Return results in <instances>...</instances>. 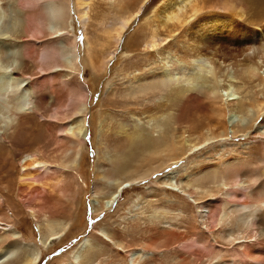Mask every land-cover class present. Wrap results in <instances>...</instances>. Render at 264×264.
I'll list each match as a JSON object with an SVG mask.
<instances>
[{"label":"rangeland","instance_id":"374dc122","mask_svg":"<svg viewBox=\"0 0 264 264\" xmlns=\"http://www.w3.org/2000/svg\"><path fill=\"white\" fill-rule=\"evenodd\" d=\"M163 1L124 0L129 10L140 9L125 33L115 40L107 39L103 32L116 26L118 18L123 16L118 1L113 0H93L91 9H85L87 14L82 20L77 17L75 0H64L69 18L67 26L62 29L60 24L58 26L42 19L40 12L49 10V6L44 4L45 0H15V7L22 12L19 23L22 25L15 28L14 35L12 31L10 35V30L7 32L9 18L5 17V24H1L0 33L2 40H6L7 56L18 51L19 58L25 63L19 76L27 79L28 85L45 101L38 113L25 110L26 120L14 134L7 136L6 133L0 138V242L7 241L5 236L15 233L19 237L18 254L38 253L37 264H264V224L252 228L249 218L243 217L239 221L241 213L252 210L264 199L257 197L254 190L250 191L251 199L244 201L234 197L236 189L251 187L250 179L242 178L238 185L237 181L225 180L224 183L221 178L203 187L198 183L200 175H196L200 167L221 166L224 160L235 159L239 152L243 154L242 159H247L249 155L262 156L264 127L258 126L259 116L255 120L256 113L259 114L255 107L247 106L250 115L246 120L241 115L240 118L236 117L239 125L252 127L246 136L240 132L233 134L237 128L228 123L227 113L221 118L225 131L219 127L211 136L207 130H203L200 145L189 149L175 163L162 165L149 177L137 180L131 186L126 176L120 180L103 177L110 164L106 161L108 148L104 147V143L110 147L113 139L118 137V124L129 121L131 126H144L149 130L152 126L150 119L164 114L169 105L163 96L155 97L151 100L153 102L148 98L125 100L122 90L127 82L134 77L169 70L172 65L186 67L188 51L184 41L190 32L189 27L193 26L192 22L201 18L205 20L215 13H209L208 8L220 2L195 0V4L202 9L194 17L190 16L189 11L193 3L188 2L185 5L187 8H182V11L189 23L179 27L174 21L160 28L156 25L153 12L159 9ZM175 27H178L177 30ZM1 29L9 36H2ZM153 29H156V46L151 49L145 44ZM69 46L71 51H67ZM121 47L126 48L124 54ZM55 49H60L61 54L57 56L53 51ZM68 59L73 66H68ZM258 72L264 78V69L260 68ZM1 77L2 80L5 76ZM4 79L0 88V126L9 118L10 98L16 97L10 95L12 81L8 80L7 84L6 77ZM217 81L221 90L228 84L222 77ZM260 83V78L254 81L255 97L263 99L264 89ZM76 88L87 90L85 101L73 98ZM75 104H84L85 115L73 114ZM153 105L162 107L155 110ZM230 106H224L226 111L231 109ZM193 114L189 108L182 117H187L184 120L188 121L194 118ZM73 120L84 127L78 170L68 164V158L74 154H71V150L67 151L69 135L65 133V128ZM183 130V125H173L168 132L179 142ZM97 144L101 146L98 151ZM11 151L20 153L18 161L9 156ZM24 155L35 156L36 160L45 163L35 171L34 179L38 182L30 194L20 191L23 186L19 184L23 172L21 158ZM247 165L253 168L257 162L250 161ZM146 167L143 166V169ZM172 171H175L173 179L164 182L163 177ZM121 181L123 184L117 189ZM186 181H190L189 186ZM189 189L193 191L190 196ZM110 193L113 197L102 209ZM213 195L228 204L217 216L218 222L209 223L201 218L199 207L205 200L214 198ZM244 202L248 207L238 215L235 207L239 209ZM154 205L161 209L153 210ZM51 221L56 222L62 231L58 237L50 238L43 245L41 239L45 238L46 225ZM77 240L78 243H75ZM85 240L87 243L83 248L76 251L81 255L79 261L74 260L72 250ZM4 250L0 249V261L7 260L6 254H2ZM87 251L91 252L89 259L85 255Z\"/></svg>","mask_w":264,"mask_h":264},{"label":"bare ground","instance_id":"6f19581e","mask_svg":"<svg viewBox=\"0 0 264 264\" xmlns=\"http://www.w3.org/2000/svg\"><path fill=\"white\" fill-rule=\"evenodd\" d=\"M14 1L15 0H0V18H3V21L0 22V27L2 26L1 24H5L4 18H9L10 22H7L10 24L8 25L7 23V26L10 29L8 28L7 32L10 30L9 34L13 32V35L15 33V28L18 25H22L19 24L21 22L20 14H22V12L20 13L15 7L16 5H14ZM113 1H118V6L121 8L123 16L118 18L119 23L117 22L116 26L113 25L110 27V30L105 29L103 31L106 38L108 39L109 37L110 40L119 39L125 33L126 27L131 20L137 16L136 13L140 9L138 7L136 10L134 9L135 11L133 9L129 10V5L125 4L124 0ZM143 1L144 0H142V2ZM194 1L195 0H164L161 6H159V9L153 12L154 20L157 21L156 25L160 28H164L167 23L175 21L176 25L183 27L189 23V20H187L188 17H185L182 11V8L183 10L184 7L187 8L185 5L188 2L193 3V5L191 4L192 7L189 9V11H191V17L196 16L202 9V7H199ZM45 2L44 4L49 6V10L48 12L45 10L46 12H44V9H40L42 10L40 12L42 19L44 21H52L53 23H56L55 25L58 24V26L60 24L61 29L67 26L66 22L69 17L67 16L64 0H48V2ZM92 2L93 0H75V10L77 11L76 14L79 20L84 19L87 14L85 9L87 7L91 9ZM137 4L140 5V3ZM191 5H189V7ZM208 9L209 13H212L213 11H215V13H212L207 17L205 16V20L201 18L192 22L193 26L189 27L190 32H188L187 38L184 41V46L188 51V56L185 57L186 64H184L186 67L183 65H172L169 70H163L162 72L155 73L151 76L142 75L141 77H134L127 82L128 84L125 85L126 87L124 86L125 88H123L122 93L125 100L131 101L138 98H148L147 100L151 101L155 97L163 96L166 98V102L169 105H167L168 107H166V112L164 111V114L159 116L155 115L153 119H150L152 121V124L150 123V125H152L149 129L150 131L147 130L148 128L145 129L144 126H131L129 121L127 123L121 122V124H118V137L113 139V142L110 143V147L104 143V147L109 150H107L108 157L106 158V161L110 163L109 169L107 168L103 173L104 178H118L117 180H120L126 176L128 180L127 182H129L130 185L137 183V180H143L144 177H149L152 173L159 170L158 168H161L162 165H171L168 162L173 163L178 157L183 156L189 149L200 145L204 136L202 133L203 130H207L211 136L217 131V129H219V127H222L223 131H225L226 128H224V122L221 118L225 117L227 113L228 116L226 118L228 123L237 128V131L233 132V134L235 135L237 132H240L243 136L248 135L252 127H247L242 124L239 125L240 123L238 124V120L236 119V117L240 118L243 116V120H246V118L249 117L250 114L247 106L255 107L257 109L259 114L257 115L256 113L255 120L259 116L260 119L258 126L264 127V98L259 99L258 97H255L257 96V93H255L253 86L254 81H256L257 78H260V85L264 89V78L260 77L261 75H259L258 72L260 68L264 69V0H220L219 4ZM7 18H5V20ZM152 26L154 25H151L150 27ZM155 30H151L148 34L149 36L147 37L145 44V46H148L151 49L156 46ZM3 31L4 29L2 30V36H9L6 31H4L5 33ZM168 37L169 36L166 38ZM166 38L164 40H166ZM5 43L6 40L5 42L2 40L0 33V77L5 76L7 79L6 83L8 80L9 82L12 81L13 87L10 95L11 97L13 95L16 97L10 98L8 96L11 99V110L8 120L3 126H0V138L6 133L7 136L14 134L21 123L23 124L26 120L24 117L25 110H31L35 113L39 110L40 106H42V102L45 101L44 97L38 95L37 92L28 85L26 81L27 79L22 77V75L19 76L22 73V68L25 66V63L19 58L18 51L13 52L11 56H7ZM68 50L71 51L70 46L67 51ZM120 50L123 54L126 52V48L124 49L121 47ZM53 51L56 55L61 54L59 53L61 51L60 49H55ZM70 56H72V54ZM3 63L6 64L4 65ZM67 63L68 66H73L69 59ZM183 67L186 68V71ZM175 74L178 75L175 76ZM219 77H222L228 83L223 90L220 89L217 81ZM3 79H0V88L2 86L1 83L5 81V79ZM73 93V98L78 97L77 100L82 99L85 101L87 96L86 89L85 91H81L79 88H76V90H73ZM75 105L72 111L73 114L79 115L82 113L85 115V112H83L84 104ZM226 105H231V109L226 111L224 107ZM152 107L155 110H159L162 105H153ZM144 108L150 110V107L148 108L145 106ZM189 108L193 110L194 118L185 121L184 118L187 117L183 118L182 115L185 111L187 112ZM169 110L174 112H170ZM173 125H183L184 127V130L180 133L182 138H180L181 140L179 142L169 135L168 129H171V126L173 127ZM65 131V133L69 135V137H67L69 145L67 151L71 150V154H74L72 158H68V164L72 169L78 170V160H80L79 154L83 144L82 137L84 127L81 126L80 122L79 124H76L75 120H73L67 125ZM183 135H187V137H183ZM99 146L100 145L97 144V151ZM111 150L115 154H113ZM261 150V157L249 155L246 157L247 159H242L241 155L243 154H240L239 152V155L235 159L232 158L231 161L224 160L225 162L222 163L221 166L200 167V172L196 173V175H200L198 183L205 187L208 183H216V180L222 178L221 181L224 180V183L226 181L234 183L237 181V184L239 185L242 178H249L251 187L246 188L244 186L239 189L235 188L234 197L237 200L242 199L245 201L250 198V191L254 190L257 197L264 199V146H262ZM9 156L13 160L18 161L21 155L18 152L11 151ZM34 157L35 156L32 155H24V157L21 158V169H23V172L20 174L19 184L23 186L19 188L23 193L30 194L31 191H34V185L38 182L34 179L36 177L35 171L45 165L44 162H40ZM155 158L158 159L155 162H151V160ZM250 161L257 162V166L251 168V164L249 167L247 164ZM153 164H156V166H152ZM143 166L147 167L143 169ZM174 172L175 171H172L171 174L169 173L170 175L168 174L163 177L165 178L164 182L173 179V175H175ZM250 172L251 174L248 175ZM187 177L189 176L187 175ZM186 182V185L189 186L188 183L190 181ZM203 182L205 184H203ZM122 184L123 181L118 184L117 189L120 188ZM189 191L190 196L193 191L190 189ZM213 196L214 198L205 200L206 202L199 207L201 218H205L209 223L210 221H213V223L218 222L219 219L217 220V216L225 210L224 208L228 204L226 201H219V199H216L215 195ZM112 197L113 194L110 193L107 197V201L102 204V209L107 207ZM245 205L246 202L240 205L239 209L235 207L234 211L239 215L241 210L245 211V209H247L248 206ZM215 207H217V210ZM152 209L156 210L161 208L154 205ZM234 211H232V213ZM243 217L246 219L249 218L250 226L252 228L258 224H264V201L260 200L252 210L241 213L239 215V221ZM56 224V222L51 221L46 225L45 230L47 234L44 233L46 234L43 235L45 238L42 237L41 239L43 245H45L50 238L58 237V233L62 231V228L58 227ZM233 226L235 225H232V227ZM6 227H8V225H6ZM14 234L15 233L13 232L10 233L9 236H5L7 241L0 242V249H5L2 254H6L7 256V260L0 261V264H37L38 253L31 255L19 251L20 253L18 254L19 237ZM223 240L226 241V239ZM85 243H87L86 240L83 241L82 244L79 243L77 248L72 250L71 253L74 260L79 261L81 255L79 252L76 254V251L83 248ZM10 253L12 254L10 255ZM13 254L16 255V257L13 258ZM74 254H76L77 257H75ZM85 255L88 259L91 258L90 251H87ZM10 258L13 259L10 260ZM136 264L139 263L137 262Z\"/></svg>","mask_w":264,"mask_h":264},{"label":"water","instance_id":"95a60500","mask_svg":"<svg viewBox=\"0 0 264 264\" xmlns=\"http://www.w3.org/2000/svg\"><path fill=\"white\" fill-rule=\"evenodd\" d=\"M79 240H80V239H79ZM79 240H77L75 243H78Z\"/></svg>","mask_w":264,"mask_h":264}]
</instances>
